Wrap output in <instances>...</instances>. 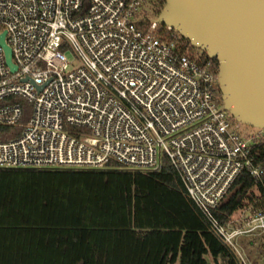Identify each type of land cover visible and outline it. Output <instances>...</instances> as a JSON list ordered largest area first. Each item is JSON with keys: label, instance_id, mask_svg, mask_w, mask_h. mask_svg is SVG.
<instances>
[{"label": "built area", "instance_id": "obj_1", "mask_svg": "<svg viewBox=\"0 0 264 264\" xmlns=\"http://www.w3.org/2000/svg\"><path fill=\"white\" fill-rule=\"evenodd\" d=\"M156 2L0 0V35L16 66L0 43V168L156 172L168 159L212 229L239 252L236 236L264 232V205L223 225L211 213L239 174L263 176L252 152L261 136L239 131L218 71L150 16L161 11Z\"/></svg>", "mask_w": 264, "mask_h": 264}, {"label": "trees", "instance_id": "obj_2", "mask_svg": "<svg viewBox=\"0 0 264 264\" xmlns=\"http://www.w3.org/2000/svg\"><path fill=\"white\" fill-rule=\"evenodd\" d=\"M203 56L217 73L218 60ZM252 152L263 176L238 175L212 210L221 225L264 205V137ZM208 257L242 264L168 159L156 172L0 168V264H212Z\"/></svg>", "mask_w": 264, "mask_h": 264}, {"label": "water", "instance_id": "obj_3", "mask_svg": "<svg viewBox=\"0 0 264 264\" xmlns=\"http://www.w3.org/2000/svg\"><path fill=\"white\" fill-rule=\"evenodd\" d=\"M156 21L218 60L224 108L264 130V0H165ZM0 43L16 69L4 33Z\"/></svg>", "mask_w": 264, "mask_h": 264}, {"label": "rangeland", "instance_id": "obj_4", "mask_svg": "<svg viewBox=\"0 0 264 264\" xmlns=\"http://www.w3.org/2000/svg\"><path fill=\"white\" fill-rule=\"evenodd\" d=\"M165 0H157L155 9L163 8ZM154 9V10H155ZM152 12V11H151ZM150 16H158L157 11L150 13ZM198 50L199 48L196 47ZM68 57L71 60V66L74 67L77 65L75 57L68 54ZM237 128L243 134H258V136L264 137V130L252 127L241 122L237 123ZM236 215V214H235ZM235 246L238 248L239 252H235L236 256L241 260V255L244 256V259L247 260V264H264V232L256 231L250 234H242L236 236L233 240ZM210 262H212L211 257H208ZM213 264V262H212Z\"/></svg>", "mask_w": 264, "mask_h": 264}, {"label": "crops", "instance_id": "obj_5", "mask_svg": "<svg viewBox=\"0 0 264 264\" xmlns=\"http://www.w3.org/2000/svg\"><path fill=\"white\" fill-rule=\"evenodd\" d=\"M242 257L244 258V256L242 255ZM246 261V263H247V260H245Z\"/></svg>", "mask_w": 264, "mask_h": 264}]
</instances>
